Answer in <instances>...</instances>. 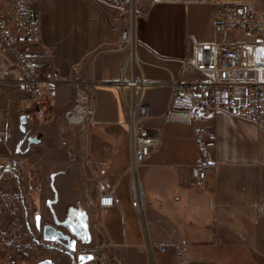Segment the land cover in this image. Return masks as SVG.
Listing matches in <instances>:
<instances>
[{
  "label": "crops",
  "instance_id": "obj_1",
  "mask_svg": "<svg viewBox=\"0 0 264 264\" xmlns=\"http://www.w3.org/2000/svg\"><path fill=\"white\" fill-rule=\"evenodd\" d=\"M9 2L1 3L0 14L8 12ZM139 7L137 54L144 78L156 83L145 93L151 113L146 124L162 136L161 146L139 172L148 239L169 250L158 255V264H168L167 255L176 264L178 253L192 264H264V130L252 120L220 111L205 122L214 128V137L209 148L200 150L192 126L165 120L172 83L202 77L190 65L195 45L240 35L217 30L216 6L210 3L139 0ZM32 9L41 18V46L55 53L50 73L60 79L78 74L103 82L120 76L126 52L116 50L118 31L90 0H39ZM9 69L16 78L13 56L0 51V76ZM22 90L31 109L36 103ZM55 94L66 96L61 104L65 113L72 108L73 86L60 85ZM97 97L95 123L77 128L85 134L86 160L102 163L95 173L86 164L90 178L84 205L95 247L78 250L102 247L119 264H148L140 220L132 207L118 95L103 86ZM198 163L213 166L200 189L193 186L190 172ZM97 178L112 187L115 206L98 207ZM38 258L37 263L47 258L54 264L73 261L56 249H43ZM33 259L36 256L22 264Z\"/></svg>",
  "mask_w": 264,
  "mask_h": 264
},
{
  "label": "built area",
  "instance_id": "obj_2",
  "mask_svg": "<svg viewBox=\"0 0 264 264\" xmlns=\"http://www.w3.org/2000/svg\"><path fill=\"white\" fill-rule=\"evenodd\" d=\"M39 0H10L9 10L0 14V51L13 56L16 78L13 84L22 88L36 105L55 95L60 85L74 88V102L64 117L69 126L82 127L95 123L97 92L107 87L117 92L121 111L120 124L126 132L127 171L131 176L132 207L140 220L148 264H158V255L167 253L164 246H155L148 239L145 219V194L139 177L140 169L161 146L158 128L148 126L150 107L146 91L156 83L144 78L137 54V22L139 0H90L110 26L118 31L116 50L126 52L117 79L108 82L87 80L76 74L60 79L47 68L54 60L53 50L41 46V18L32 9ZM162 3H210L216 6L218 31L240 35L245 41L206 42L195 45L191 67L201 74L194 81L172 83L173 91L165 113L166 122L188 124L194 128L195 143L200 150L210 147L214 128L205 124L217 112H225L257 123L264 130V59L258 48H264V6L256 0H155ZM117 13V16L115 14ZM91 172L102 170V163L87 161ZM213 171L210 163L190 167L193 186L203 188ZM98 207L115 206L112 187L98 180ZM91 257L83 264H109L102 247L81 249L72 264H82L80 257ZM119 264V263H116ZM176 264H192L178 253Z\"/></svg>",
  "mask_w": 264,
  "mask_h": 264
},
{
  "label": "rangeland",
  "instance_id": "obj_3",
  "mask_svg": "<svg viewBox=\"0 0 264 264\" xmlns=\"http://www.w3.org/2000/svg\"><path fill=\"white\" fill-rule=\"evenodd\" d=\"M256 1L259 7L264 6V0ZM2 2L6 3V0H0L1 10L4 9L1 5ZM218 3H222V1L219 0ZM138 13L140 15V10ZM171 16L173 15L171 14ZM244 39L241 36L226 37L227 41H245ZM261 49L264 48H258V55L260 59H264V54H260L259 51ZM14 79L15 75L10 69L0 76V114H2L0 136L3 137L8 127L17 130L20 115L32 113L28 107L30 103L26 100L23 90L13 84L12 80ZM65 97L55 94L39 105L40 112L36 113V127L33 128V132H42L43 140L40 144H33L26 156H17L11 141L9 145L12 146V149L6 144L9 153L6 151L4 143L0 144L1 160L25 159L36 165L44 202L41 205L42 220L48 224L52 222L47 207L48 200L52 201V207L58 219L72 217L78 211L84 212L85 215L88 213L84 205L86 204L85 183L90 178L86 165L87 160L83 153L86 147L85 134L83 129H77L78 127H72L66 123L65 109H62L61 105L65 103ZM52 182L56 197L53 196L50 187ZM90 242L91 237L87 243L80 242V246L94 248L95 245ZM56 246V244H49L47 251L56 248ZM34 251L35 245L30 239L24 217L20 211L16 185L11 180L2 182L0 183V264H22V261H26L22 260V255L31 257ZM184 251L189 254L188 250L184 249ZM38 254L36 251V259H33L31 264L35 262L37 264ZM167 256L168 264H173L171 256ZM167 256L165 257L167 258Z\"/></svg>",
  "mask_w": 264,
  "mask_h": 264
},
{
  "label": "flooded vegetation",
  "instance_id": "obj_4",
  "mask_svg": "<svg viewBox=\"0 0 264 264\" xmlns=\"http://www.w3.org/2000/svg\"><path fill=\"white\" fill-rule=\"evenodd\" d=\"M32 113L30 114H22L18 119L17 130L12 129L10 127L7 128V132L5 136H0L1 143H4L6 151L9 153V142L11 141L14 145V153L17 156L24 157L29 151L30 147L33 144H40L43 140V133L34 131L33 128L36 127V113L40 112V108L34 105L31 108ZM0 114V121H1ZM14 132V133H13ZM38 142H36V139ZM8 144V145H6ZM9 147L12 146L9 145ZM36 165L34 162L25 160V159H16V160H1L0 159V183L6 182L7 180H11L17 189V199L20 204V211L24 217V222L27 227V230L30 234V239L32 243L35 245V251L31 256L33 258L36 256V251L38 248H42V250L48 248L49 243H45L42 240L41 230L36 225V218L39 216L41 219V227L45 224L42 220L41 215V203L40 199H42L41 195V184L39 178L37 177ZM50 187L53 192V196L56 197V193L53 190L54 184L50 183ZM47 207L50 211L52 222L49 223L56 228L63 230L64 232L70 234V230L68 227L61 225V222L64 221H72L77 226L82 227V225L87 222V216L82 211L76 212L72 217L58 219L56 216L54 209L52 207V201H47ZM74 238V237H72ZM81 240L77 242V249H79ZM56 247H62L61 245L56 244ZM55 249V248H54ZM83 249V248H82ZM81 250V249H80ZM77 250L76 253H78ZM39 253V251L37 252ZM76 255V254H75ZM24 256L22 255V260H24Z\"/></svg>",
  "mask_w": 264,
  "mask_h": 264
},
{
  "label": "water",
  "instance_id": "obj_5",
  "mask_svg": "<svg viewBox=\"0 0 264 264\" xmlns=\"http://www.w3.org/2000/svg\"><path fill=\"white\" fill-rule=\"evenodd\" d=\"M38 139L39 138L36 139V142H38ZM60 224L68 227V229L70 230V234L56 228L51 224H45L41 227V219H40L38 228L41 230L42 240L45 243L61 245L62 247H56L55 249L59 252H63L65 254L71 255L73 259H75V254L78 250L77 249L78 240H81L82 242L89 241L90 238L89 225L87 222H85L80 228V226H77L72 221H64L61 222ZM36 225H37V218H36ZM52 236H55L56 239L53 240L47 238ZM73 242H74V247H69L68 245ZM37 264H54V262L52 259L47 258L42 261H39Z\"/></svg>",
  "mask_w": 264,
  "mask_h": 264
},
{
  "label": "snow or ice",
  "instance_id": "obj_6",
  "mask_svg": "<svg viewBox=\"0 0 264 264\" xmlns=\"http://www.w3.org/2000/svg\"><path fill=\"white\" fill-rule=\"evenodd\" d=\"M259 51H260V54H264V49H261V50H259ZM39 221H40V218L37 217V227H39ZM47 238H48V239H53V240L56 239L55 236L47 237ZM68 246H69V247H74V242H73V243H70ZM88 259H91V257H83V256L80 257V260H81L82 264H83L84 261H86V260H88Z\"/></svg>",
  "mask_w": 264,
  "mask_h": 264
},
{
  "label": "trees",
  "instance_id": "obj_7",
  "mask_svg": "<svg viewBox=\"0 0 264 264\" xmlns=\"http://www.w3.org/2000/svg\"><path fill=\"white\" fill-rule=\"evenodd\" d=\"M42 250V248H38V250H37V252L38 251H41ZM33 258V256H31V257H27V256H24V260H29V259H32ZM108 261H109V264H116V263H118L117 262V260H116V258H115V256H113V254H111V252H108Z\"/></svg>",
  "mask_w": 264,
  "mask_h": 264
}]
</instances>
